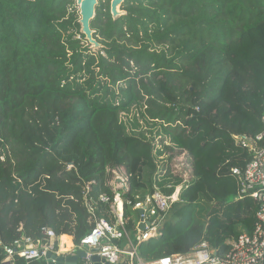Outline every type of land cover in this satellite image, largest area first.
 Instances as JSON below:
<instances>
[{
    "label": "trees",
    "instance_id": "trees-1",
    "mask_svg": "<svg viewBox=\"0 0 264 264\" xmlns=\"http://www.w3.org/2000/svg\"><path fill=\"white\" fill-rule=\"evenodd\" d=\"M121 10L114 21L99 3L94 53L75 0H0V264L3 246L23 238L46 243L51 231L78 245L97 220L114 225L118 168L134 242L135 205L180 189L161 235L138 246L144 262L203 243L224 256L255 229L260 205L233 171L249 164L241 142L264 130V0H125ZM182 155L188 182L173 171Z\"/></svg>",
    "mask_w": 264,
    "mask_h": 264
},
{
    "label": "built area",
    "instance_id": "built-area-1",
    "mask_svg": "<svg viewBox=\"0 0 264 264\" xmlns=\"http://www.w3.org/2000/svg\"><path fill=\"white\" fill-rule=\"evenodd\" d=\"M264 123V116L262 119ZM249 149L250 159L247 168L243 171L234 170L233 173L239 179L240 194L248 195L260 205L257 214V224L253 233L244 234L239 239L230 243L231 249L224 256H219L217 251L209 244L203 243L192 253L187 255H175L165 257L153 262H144L138 255L140 243L148 241L152 237L161 235L162 221L172 205L178 200L180 189L172 196H164L157 192L147 197L143 202L135 205L134 209L143 213L140 216L145 224V232L138 229L137 241L133 242L126 231L123 221V205L117 194L111 204V209L116 219L114 225L101 219L96 221L95 227L78 244V249L88 247L87 262L92 254L90 250L99 249L97 255L104 264H264V130L253 140L241 142ZM114 180L121 179L127 186V178L123 168L113 171ZM122 185L116 187L118 191ZM115 191V192H116ZM108 202V199L103 198ZM46 243L42 240L34 243L30 238L16 241L13 247L3 246L7 256L6 264H13L16 258L23 260L41 259L56 252L57 237L51 231H45ZM126 239L128 249L119 246L115 241ZM2 246V243H0Z\"/></svg>",
    "mask_w": 264,
    "mask_h": 264
},
{
    "label": "water",
    "instance_id": "water-1",
    "mask_svg": "<svg viewBox=\"0 0 264 264\" xmlns=\"http://www.w3.org/2000/svg\"><path fill=\"white\" fill-rule=\"evenodd\" d=\"M100 0H76V5L79 9V25L80 33L84 36L86 42L90 45V49L93 52H97L102 49V45L99 44L95 36V31L92 29L91 25L96 17L97 7ZM125 0H112L110 3V13L114 21L125 16L126 13L121 10ZM115 185L122 187L118 191L123 193L128 192V187L124 184L121 179H116ZM139 215L142 216L143 213L139 211ZM143 219L141 218V223L138 227L139 231L145 232V224L142 223ZM89 251L88 247H84V250H78L76 255L68 257H58L56 255H47L46 261L47 264H104V261L97 255L99 249H92L90 253L92 254L90 261L87 262V252ZM6 264V263H4Z\"/></svg>",
    "mask_w": 264,
    "mask_h": 264
},
{
    "label": "rangeland",
    "instance_id": "rangeland-1",
    "mask_svg": "<svg viewBox=\"0 0 264 264\" xmlns=\"http://www.w3.org/2000/svg\"><path fill=\"white\" fill-rule=\"evenodd\" d=\"M76 1V0H75ZM112 0H100L99 3H104L105 5H110ZM76 9H77V13L79 14V9L76 5ZM84 42L89 46L90 48V45L86 42L85 38H84ZM100 51V50H99ZM99 51L97 52H94V53H98ZM93 52V51H92ZM172 166H173V171L175 174L181 176L185 182H188L190 181V179L192 178V169H191V163H190V160L187 156L185 155H182L180 157H177L173 160L172 162ZM115 181L116 180H113L112 182V186L114 187V190L116 191V185H115ZM117 194L119 195L118 197H120L122 191H116ZM137 236H138V233L136 235V238L135 240L137 239ZM134 238V237H133ZM137 241V240H136ZM135 241V242H136Z\"/></svg>",
    "mask_w": 264,
    "mask_h": 264
},
{
    "label": "crops",
    "instance_id": "crops-1",
    "mask_svg": "<svg viewBox=\"0 0 264 264\" xmlns=\"http://www.w3.org/2000/svg\"><path fill=\"white\" fill-rule=\"evenodd\" d=\"M117 194V192H115ZM121 199V197H120ZM121 203L123 205V202L121 200ZM133 241V240H132ZM56 252L51 253V255H56L58 257H68V256H74L76 255V252L80 249H78V245H75L73 242V238L69 236H62L60 238L56 239ZM116 243L118 242L119 245L125 249H128V242L126 239H121L115 241ZM134 242V241H133ZM41 259H44L46 261V257H43Z\"/></svg>",
    "mask_w": 264,
    "mask_h": 264
}]
</instances>
